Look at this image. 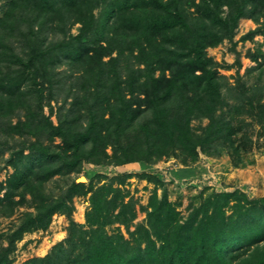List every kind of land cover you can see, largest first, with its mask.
Here are the masks:
<instances>
[{
    "label": "trees",
    "instance_id": "obj_1",
    "mask_svg": "<svg viewBox=\"0 0 264 264\" xmlns=\"http://www.w3.org/2000/svg\"><path fill=\"white\" fill-rule=\"evenodd\" d=\"M240 17L258 23L264 0H6L0 6V157L7 152L3 167L11 168L0 180V217L31 209L0 230V264H12L16 243L45 230L54 214L68 218L64 242L20 264H264L263 196L214 193L183 218L154 187L146 224L125 238L106 227L129 226L135 217L134 202L114 185L131 174L97 187L72 178L57 184L55 195L46 189L54 176L78 173L85 162L151 163L178 151L186 163L221 136L232 146L233 131L216 114L226 104L223 76L206 50L231 40ZM259 31L264 27L241 39ZM257 110L263 124L264 104ZM203 117L209 122L196 132L191 121ZM88 193L84 226L71 217L72 199Z\"/></svg>",
    "mask_w": 264,
    "mask_h": 264
},
{
    "label": "rangeland",
    "instance_id": "obj_2",
    "mask_svg": "<svg viewBox=\"0 0 264 264\" xmlns=\"http://www.w3.org/2000/svg\"><path fill=\"white\" fill-rule=\"evenodd\" d=\"M6 0H0V6ZM257 26L264 27V17L255 22L248 17H240L234 29L231 40L224 39L214 47L207 48V55L217 65V70L223 83L222 94L226 104L218 109L216 114H223L222 118L228 122L233 133L230 136L232 146L226 143L227 135L219 137V143L211 145L205 151L198 149L195 161H181L177 155L162 156L148 163L144 161L127 162L120 165L83 163L78 173L64 177L54 176L47 183V193H58V185H66L72 178L83 176V182H89L94 187L108 182L121 173L131 176L123 184L114 185L121 189L123 199L134 202L135 217L129 226L112 223L106 227L107 232L120 231L125 238L136 224H146V211L152 189L160 196L164 192L180 215L184 218L192 207L200 205L207 197L219 192L238 190L245 193L247 198L264 197V122L256 120L258 104H264V32H257L250 38L242 40L244 35ZM76 31V26L72 32ZM251 54L257 55L256 59ZM260 68H259V67ZM253 104H250V100ZM54 102L52 101V104ZM47 114L48 107H43ZM51 119L55 121V116ZM209 119H193L191 127L200 132L198 126L204 127ZM238 148L234 150L235 148ZM7 152L3 154L5 158ZM0 157V180L11 172L10 167H3L4 161ZM147 174L152 178L140 177ZM156 181V182H155ZM3 191H0V195ZM89 193L74 196L72 199V219L79 224H85V213L90 207ZM26 207H18L9 217H0V230H7L15 224ZM68 218L61 214L52 216L49 226L45 230H36L24 234L16 243L11 254L12 264H20L24 260L45 255L51 247L65 240ZM86 226V225H84Z\"/></svg>",
    "mask_w": 264,
    "mask_h": 264
},
{
    "label": "water",
    "instance_id": "obj_3",
    "mask_svg": "<svg viewBox=\"0 0 264 264\" xmlns=\"http://www.w3.org/2000/svg\"><path fill=\"white\" fill-rule=\"evenodd\" d=\"M84 178L81 176L80 178H77V181H82L83 182Z\"/></svg>",
    "mask_w": 264,
    "mask_h": 264
}]
</instances>
